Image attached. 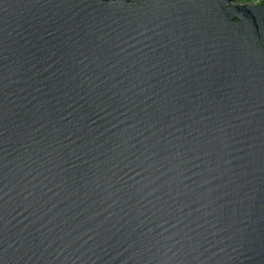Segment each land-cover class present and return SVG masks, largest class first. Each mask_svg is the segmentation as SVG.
<instances>
[{
	"label": "water",
	"instance_id": "1",
	"mask_svg": "<svg viewBox=\"0 0 264 264\" xmlns=\"http://www.w3.org/2000/svg\"><path fill=\"white\" fill-rule=\"evenodd\" d=\"M0 0V264H264V6Z\"/></svg>",
	"mask_w": 264,
	"mask_h": 264
},
{
	"label": "flooded vegetation",
	"instance_id": "2",
	"mask_svg": "<svg viewBox=\"0 0 264 264\" xmlns=\"http://www.w3.org/2000/svg\"><path fill=\"white\" fill-rule=\"evenodd\" d=\"M230 5L239 6H264V0H231Z\"/></svg>",
	"mask_w": 264,
	"mask_h": 264
}]
</instances>
